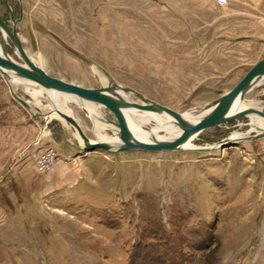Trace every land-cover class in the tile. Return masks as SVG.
Here are the masks:
<instances>
[{"label": "rangeland", "instance_id": "obj_1", "mask_svg": "<svg viewBox=\"0 0 264 264\" xmlns=\"http://www.w3.org/2000/svg\"><path fill=\"white\" fill-rule=\"evenodd\" d=\"M8 2L18 17L17 1ZM81 4L94 9V58L61 45L87 73L62 67L55 78L88 89L111 81L130 91L131 102L144 104L136 93L178 114L211 105L248 67L239 60L237 68L210 70L217 64V45L226 44L229 51L247 37L264 42V0ZM0 19L10 29L18 22L14 18L12 24L4 0ZM0 44L14 62L23 63L1 28ZM21 46L39 66L26 38ZM206 64L207 72H201ZM14 77L7 81L0 74V264H264V138L221 144L235 133L255 135L249 117L202 131L190 151L88 152L67 124L37 117L12 96ZM22 86L15 94L33 102ZM243 103L264 113V81ZM38 104L49 108L47 98ZM90 105L97 118L116 122L106 108ZM66 108L96 141L97 126L84 110L74 102ZM99 129L105 138L117 134L109 126ZM208 146L214 150L193 151ZM63 161L80 168L69 185L55 175Z\"/></svg>", "mask_w": 264, "mask_h": 264}, {"label": "crops", "instance_id": "obj_2", "mask_svg": "<svg viewBox=\"0 0 264 264\" xmlns=\"http://www.w3.org/2000/svg\"><path fill=\"white\" fill-rule=\"evenodd\" d=\"M16 1L18 17H15L14 14L13 16L18 21L15 26L21 30V32H18V29H16L20 43L22 44L23 40L27 39L28 44L32 46L33 52H36L38 56L39 67L47 75L54 78L60 77L62 75L57 73L60 68L64 67L68 70L72 66L76 67L75 65H79L71 62L70 55L72 54L60 48L61 45L71 48L74 55L77 53L76 56L79 54L84 55L86 60L94 58L96 40L93 7L89 9L88 5L83 6L81 4L80 6V0ZM7 3L12 11L14 7L10 5L8 0ZM100 30L102 29L100 28ZM103 39L104 36L100 35L98 44L105 43ZM224 45L226 44L217 45V49L214 50V61L217 64H210L209 69L218 72L224 68L226 70L237 68L239 67L238 61L244 60L242 65H247L248 67H244V71L239 75L240 77L235 84L243 78L246 72L264 58V42L258 45L249 37L246 38V42L234 45V48L238 49L237 51L232 50L234 48L226 51L223 49ZM25 52L27 53V50ZM77 69L81 70L83 76H86L84 73L87 72H85L84 68L79 67ZM199 69L201 72H207L208 65H201ZM92 72L94 74L93 70ZM66 82L79 85L74 81ZM54 170L61 185L74 183L80 174V168L78 169L74 161H63L57 164Z\"/></svg>", "mask_w": 264, "mask_h": 264}, {"label": "water", "instance_id": "obj_3", "mask_svg": "<svg viewBox=\"0 0 264 264\" xmlns=\"http://www.w3.org/2000/svg\"><path fill=\"white\" fill-rule=\"evenodd\" d=\"M4 2L6 3L7 9L10 13V18L12 20L11 22H13L14 16L11 12V9L8 6L7 1L4 0ZM0 28L2 30V33L4 32L8 39L11 41L12 45L17 50L19 57L23 62L22 64L14 62L11 58L8 57L6 52H4V54L7 56L0 55V74L2 75V77H4V79H7V73L11 72L13 75L20 78L26 84H34L42 88L46 92L68 95L70 97L76 98L80 102L96 104L98 106L106 108L109 112L114 115L116 119V122H114V124L115 127L118 129V138L120 143L122 144L120 148H118L116 151L112 150V147L104 142H90V139L86 137V135L84 134V132L82 131V129L74 118L65 113H60L61 118L66 123H68L72 127V129H75L78 132L80 138L83 141L84 148L88 152L95 150H102L111 153H121L130 150H144L150 152L173 150L179 144L183 143L193 133H201L206 129L221 126L223 124L235 121L244 116L248 117L249 114H256L264 118V113L261 110H257L255 108H248L236 112L234 114H230L237 99L243 100L245 95L250 92L254 86L259 85L261 81H264L263 58L255 66H253L231 90L226 92L219 99L215 100L211 105H208L207 109L211 108L210 112L192 125L186 124L185 122L180 120L179 116L174 111L159 104L155 103L156 105L154 106H147L132 103V105L136 109L140 110H164L170 115L174 116L178 120V123L183 126L182 133L173 142L155 145L138 143L136 142V140H134L130 130L128 129L124 115L122 113V108L126 107L128 104L126 102H122L121 100L119 101L118 99H114L110 95L112 91L111 87L88 89L76 84L67 83L61 79L47 75L44 70L34 64L28 58V55L22 48L20 40L17 36L15 25L11 26L10 29V27L0 19ZM15 99L21 105H23L22 99L18 97ZM262 138H264V131L256 133L255 135L249 138H243L237 142H245L252 140L254 141ZM230 143V141L225 140L221 144L228 145Z\"/></svg>", "mask_w": 264, "mask_h": 264}, {"label": "bare ground", "instance_id": "obj_4", "mask_svg": "<svg viewBox=\"0 0 264 264\" xmlns=\"http://www.w3.org/2000/svg\"><path fill=\"white\" fill-rule=\"evenodd\" d=\"M12 24H14V21L12 22ZM4 52H3V47L0 44V55L7 56L4 54ZM7 76H8V78L6 79L7 81H8V79H10L11 76L14 77V75L11 72H8ZM12 81H14V84L11 85L10 91H11V94L13 95V97H15V98L18 97L15 94V92H16V88H18V86L20 84L25 86L26 91H28V93L32 96L33 102H26V101L22 100L24 107L28 110L36 112L37 117H39V116L45 117L47 119V122H49L53 119H58V120L62 121L64 124H67L70 127L71 131L73 132V136H74V138H76V141L78 142V144L80 146L83 145V141L80 138L78 132L75 129H72V127L68 123H66L60 116V113H65L67 115L70 114L69 110L66 108V104L68 102H74L79 107H81L82 110H84V112L93 120L94 125L97 126L95 129V135H96L97 139H96V141H90V142H92V143L104 142V143L110 145L112 147V150H114V151H116L122 145L119 141L118 129L115 127V124L114 123L113 124L106 123L107 121H105L104 118H102V117L97 118L96 117L97 112L91 107V105H90L91 103L80 102L76 98L70 97L68 95L46 92L42 88L35 85L36 87L40 88V89H37V88H35L34 84L29 83L26 85V83H24L20 78L14 77V79H12ZM12 81L10 83H12ZM109 82H110V86H108V87H111V89H112L110 95L114 99H118L119 101L121 100L122 102H126L128 104L126 107L122 108V113L124 115L128 129L130 130V132H131L134 140H136V142L141 143V144H148V145L170 143V142L175 141L178 138V136L182 133L183 126L178 123V120L174 116L170 115L169 113H167L164 110H151V111H149V110L136 109L132 105V103H136V102H133V101L131 102L129 99L130 91L123 89L120 86H117V85L111 83V81H109ZM262 82L263 81H261V83ZM29 87H31V88H29ZM30 89H33V91L31 92ZM43 92H44V95H46V98L49 102V108L48 109L38 108V106H39L38 103L40 102V98L43 97L44 99H46L45 96H43ZM133 95L144 102V104H141V105L154 106L157 104V103L155 104L154 102H148L146 100H143L144 98L137 95L136 93H133ZM128 99H129V101H128ZM243 100L237 99L235 101L234 107L232 108L230 114H234V113L239 112L241 110L251 108V107L246 106L243 103ZM93 105H96V104H93ZM210 110H211V108L207 109V107H205V108H202L198 111L189 110V111H186L182 114H178L175 111L174 112L179 116L180 120H182L186 124L192 125L195 122H197L198 120H200L201 118H203L205 115H207L210 112ZM257 110H259V109H257ZM248 117L252 120L251 130H255L257 133L264 131V118H262L256 114H249ZM105 126L106 127L109 126V127L113 128V130L116 131L117 134L111 138L103 137V135H101V131H100L99 127L104 128ZM199 134L200 133L191 134L183 143L179 144L176 148H174L173 150H169V151H177V150L190 151L191 142L193 140H195L197 135H199ZM242 135H244V134L235 133L229 137V140H228V138L226 140H228L230 142L231 141H240L241 139H243V137H241ZM199 150H202V151H199ZM212 150H214V146H208L205 148L199 147V148L194 149L193 151L206 153L204 151L210 152ZM158 152H160V151H158Z\"/></svg>", "mask_w": 264, "mask_h": 264}, {"label": "built area", "instance_id": "obj_5", "mask_svg": "<svg viewBox=\"0 0 264 264\" xmlns=\"http://www.w3.org/2000/svg\"><path fill=\"white\" fill-rule=\"evenodd\" d=\"M47 159H48V161L51 160L50 158H47ZM46 161H47V160H43V163H46Z\"/></svg>", "mask_w": 264, "mask_h": 264}]
</instances>
